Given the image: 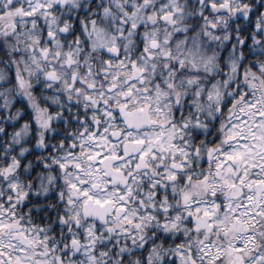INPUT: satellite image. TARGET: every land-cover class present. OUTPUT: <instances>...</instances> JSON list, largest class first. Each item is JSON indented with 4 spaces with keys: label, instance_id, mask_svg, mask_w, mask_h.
Returning a JSON list of instances; mask_svg holds the SVG:
<instances>
[{
    "label": "snow or ice",
    "instance_id": "6c2138e0",
    "mask_svg": "<svg viewBox=\"0 0 264 264\" xmlns=\"http://www.w3.org/2000/svg\"><path fill=\"white\" fill-rule=\"evenodd\" d=\"M197 2L0 0V264H264V0Z\"/></svg>",
    "mask_w": 264,
    "mask_h": 264
},
{
    "label": "clouds",
    "instance_id": "9594fccd",
    "mask_svg": "<svg viewBox=\"0 0 264 264\" xmlns=\"http://www.w3.org/2000/svg\"><path fill=\"white\" fill-rule=\"evenodd\" d=\"M178 2L183 10L185 20L189 21L187 27L189 29L193 28L194 25L191 23V21L196 19L199 12V4L197 0H178ZM248 2L251 4L253 10H255V8L260 4L261 0H255V4H252L251 0H248ZM260 11L264 12V8L260 9ZM243 23H246V21H238L235 17H232L227 22L222 23L220 25V28L223 29L221 34L222 38L218 42L208 41L206 38H204L201 28H196L194 32L187 34V37L182 35L181 39L187 38L189 41V46H191V38L196 37L201 51L205 52L208 56H214L217 61V67L219 68L221 67V58L223 57L225 60H227V58L231 55V49H228L227 51L225 50V45L228 43V40L224 39L223 37H228L230 39L233 35V29H237L235 34L238 35V27Z\"/></svg>",
    "mask_w": 264,
    "mask_h": 264
}]
</instances>
